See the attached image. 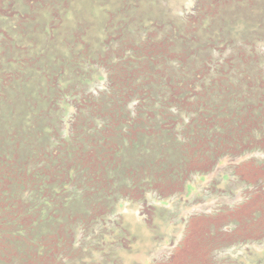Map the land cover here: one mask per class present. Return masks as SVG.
<instances>
[{
	"label": "rangeland",
	"instance_id": "374dc122",
	"mask_svg": "<svg viewBox=\"0 0 264 264\" xmlns=\"http://www.w3.org/2000/svg\"><path fill=\"white\" fill-rule=\"evenodd\" d=\"M0 264H264V0H0Z\"/></svg>",
	"mask_w": 264,
	"mask_h": 264
}]
</instances>
